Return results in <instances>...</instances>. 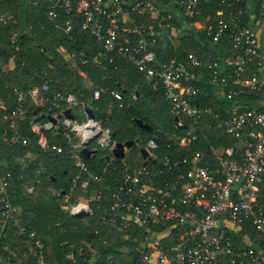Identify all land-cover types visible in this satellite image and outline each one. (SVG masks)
Wrapping results in <instances>:
<instances>
[{
    "label": "built area",
    "instance_id": "obj_1",
    "mask_svg": "<svg viewBox=\"0 0 264 264\" xmlns=\"http://www.w3.org/2000/svg\"><path fill=\"white\" fill-rule=\"evenodd\" d=\"M43 1L48 4L46 12L52 18L59 12L81 17L79 28L101 42L102 51L110 54L108 61L113 57L125 58L144 75L152 88L161 86L173 114L193 118L209 115L226 134L242 143L239 153L232 146L211 147L209 153L214 162L206 159L201 149L182 156L165 154L157 160L151 153L157 147V138H149L142 146L148 151L143 157L146 164L137 167L124 162L125 166L116 175L113 188L109 189V211L103 215V221L120 231L132 226L144 228L140 256L145 264H264V109L252 106L229 113L230 109L223 107L228 114L220 116L216 112L217 97L206 106L194 101L200 93L193 82L197 76L194 69L198 68L210 83L219 85L218 93L228 99H239L246 91L258 90L264 84L255 71H250L251 64L259 67L264 61L258 34L243 22V8H231L233 2L244 0H218L216 18L202 26L212 42L222 39L228 42L229 68L224 67L209 49L188 52L186 62L176 57L159 59L153 48L157 45L154 26L165 24L172 31L173 26L169 25L171 14L152 0ZM173 1L191 18L200 12V4L205 0ZM255 2L264 14V0ZM140 13L148 14L150 22L135 19ZM11 18L12 15L7 14L0 16V21ZM72 25V18L65 19L62 28L66 34ZM55 27L59 28L60 24L56 23ZM171 34L167 35L168 41L172 40ZM101 55V51L97 52L91 61L97 62ZM88 60L83 59L84 62ZM47 88V83L41 87ZM28 92L35 97L40 94V88L32 86ZM108 92L121 105V94L114 89ZM16 93L18 103L7 116V130L0 134V139L26 144L29 139L20 136L15 120L23 117L27 109L22 103V92L16 90ZM99 95L100 89H95L94 98ZM39 98L41 103L49 102V109L57 106V99L63 98L69 105L76 104L77 100L73 93ZM58 125L78 138L74 144L77 149L72 150L71 157L77 168L88 175L79 183V188L86 191L89 180L98 178L89 172L79 149L94 138L89 147L110 151L115 143L113 127L103 126L95 117L82 121L64 115L55 124ZM31 130L38 134L37 144L43 150L61 152V146L49 145L36 121L32 122ZM196 138L197 134L188 130L185 135L173 137L172 142L187 148ZM76 179L77 176L72 179V187L77 184ZM14 188L12 173L0 172V264H65L50 260L36 232L17 223L19 208L13 201ZM25 188L30 192L34 185L28 184ZM100 195L98 191L97 198ZM64 208L71 215L80 211L82 215L91 213L88 202L82 199L69 202ZM10 225L17 230L12 232V240L8 242L5 238L8 239L12 231ZM240 231L246 232L240 239L244 246L233 238ZM250 232H255L260 239L251 241ZM86 250L90 257L95 253L89 243H86Z\"/></svg>",
    "mask_w": 264,
    "mask_h": 264
},
{
    "label": "trees",
    "instance_id": "obj_2",
    "mask_svg": "<svg viewBox=\"0 0 264 264\" xmlns=\"http://www.w3.org/2000/svg\"><path fill=\"white\" fill-rule=\"evenodd\" d=\"M243 3L233 2L231 8H243ZM47 7L43 0H0V16L12 15L6 22L0 21V134L7 130V116L18 103L16 90L22 92V103L27 109L26 114L17 118L15 123L20 136L29 141L26 144L20 141L7 143L0 139V172L10 171L15 186L13 201L19 208L15 220L27 230L36 232L50 260L65 264H145L140 256L146 232L144 228L132 226L120 231L102 219L109 211V189L113 188L114 179L125 166L124 162L129 166H143L139 148L153 136L157 138V147L151 153L157 160L165 154L182 156L194 149H201L205 158L214 162V157L209 153L211 147L232 146L239 153L242 143L226 134L223 127L218 126L217 121L209 115L193 118L181 113L173 114L161 86L152 88L144 75L125 58L113 57L112 61H108L110 54L102 51L101 42L79 28L81 17L59 12L56 18H52L46 12ZM200 9L199 13L188 17V21L205 25L208 20L215 19L219 9L218 0L203 1ZM67 18H72L73 24L68 34L62 28ZM135 19L150 22L146 13L138 14ZM56 23L60 24L59 28L55 27ZM169 25L177 26L180 30L174 33L165 24L154 26L157 45L154 44L153 48L159 59L176 57L186 62L188 52L209 49L202 47L175 21L172 14ZM199 30L211 41L205 29ZM171 32L172 40L168 41L167 35ZM60 47L70 57L65 59ZM99 51L102 52L99 60L91 61V57ZM84 58L89 60L84 62ZM10 60H13L14 66L4 68ZM250 66V71L258 72L255 64ZM194 71L197 74L202 70L198 68ZM81 73L92 81L91 88L83 85ZM193 82L200 92L194 101L206 106L213 97H217L219 105L216 112L220 116L228 114L223 107L229 108V113L252 107L251 101L256 104L262 98L264 89L262 86L258 90L246 91L239 99H228L218 93L220 88L217 84L208 80L199 82L197 79ZM44 83L48 84L47 89H41ZM32 86L40 88L38 96L29 94ZM95 89H100L97 98L93 96ZM110 89L121 94V105L112 102L108 92ZM56 93L63 97L73 93L78 101H84L78 107L91 109L95 119L101 121L103 126L111 125L114 142L140 137L136 145L125 151L123 158H117L107 148L100 147L93 155L81 156L89 172L98 178L89 180L86 191L79 188V183L88 175L77 168L71 157L72 150L77 149L74 144L78 138L58 125L51 131H44V135L49 145L61 146V152L43 150L37 144L38 134L31 130L37 108L52 115L67 107L72 108L73 105L63 98L57 99V106L51 109L47 100L42 104L35 102L39 97L50 99ZM258 107L264 109L263 106ZM136 118L142 119L150 129L139 126ZM188 130L197 134L189 147L182 148L172 142L173 137L185 135ZM76 176L77 184L72 187V179ZM28 184L34 185L30 192L25 188ZM98 191L101 192L100 198L96 196ZM77 199L88 202L90 214L77 216L65 210V205ZM10 227L12 231L8 239L5 238L8 242L12 240V232L17 230ZM244 231L234 235L236 242L246 233ZM249 236L253 242L260 239L255 232H250ZM86 243L95 250L92 257L86 250ZM240 243L244 246V242Z\"/></svg>",
    "mask_w": 264,
    "mask_h": 264
},
{
    "label": "crops",
    "instance_id": "obj_3",
    "mask_svg": "<svg viewBox=\"0 0 264 264\" xmlns=\"http://www.w3.org/2000/svg\"><path fill=\"white\" fill-rule=\"evenodd\" d=\"M160 9L165 10L166 12H169L173 15L175 18V21L180 25L183 26L186 31L190 33V35L197 40V42L202 47H207L211 50H213L216 55L220 58L221 64L229 68V44L225 40H221L219 42H212L208 41L206 37L203 35V32L199 29H202L203 24L194 21L190 22L188 21V17L181 11V9L178 7V5L173 0H152ZM243 9H244V15H243V22L251 27H253L257 34H258V43H259V49L261 52H264V14L261 13L258 9V6L255 2V0H244L243 3ZM179 29L177 26H173V31L176 33ZM60 52H63V56L65 59L70 57L65 51L63 47L59 48ZM254 65V64H252ZM14 66L13 60H10L6 65H4V68L11 69ZM251 67V66H250ZM257 67V66H256ZM257 74L262 79L264 83V61L262 62V65L257 67ZM83 76V85L87 88H91L92 81L84 75V73H81ZM197 81L201 82H207V78L202 73H197L196 76ZM264 87V84H263ZM35 101H39L40 104V98L36 99ZM112 102L114 100L112 99ZM253 102V103H252ZM252 106H263L264 107V89L262 90V98L257 100V103L254 104V101H251ZM84 101H78L76 100V104L72 106L71 112L74 114V116H78L80 120L85 121L87 118V112L86 108L84 107H78L80 105H83ZM41 112V111H40ZM57 126H55L53 129H55ZM126 151V150H125ZM141 153V152H140ZM94 154V153H93ZM91 154V155H93ZM142 155V154H141ZM143 157V156H142Z\"/></svg>",
    "mask_w": 264,
    "mask_h": 264
},
{
    "label": "water",
    "instance_id": "obj_4",
    "mask_svg": "<svg viewBox=\"0 0 264 264\" xmlns=\"http://www.w3.org/2000/svg\"><path fill=\"white\" fill-rule=\"evenodd\" d=\"M86 112H87L88 118L94 119V114H93L91 109L87 108ZM34 114H35L34 121H36L40 125V128L42 131L53 130V128L55 127V124L57 123L58 119L62 115L69 117V118L74 116V114L71 112L70 107L65 108L62 111V113H58L55 116L52 114H49V113L40 112L39 108H37L34 111ZM175 120H177V118H175ZM136 122L139 126L146 128V129H150V126L147 123H145L142 119L136 118ZM93 139L94 138H91L88 141H86L85 145H83L79 149L81 156L88 157L91 154L96 152V150H97L96 148L89 147V145L91 144ZM139 141H140V137H136L135 139H131V140H126L124 142H115L114 145L110 148V152L113 156H115L117 158H123L124 154H125V150L130 148L131 146L136 145ZM139 150H140L143 157L147 156L148 151L144 147L141 146L139 148ZM152 161H154V159H152ZM143 164L145 165L146 161ZM82 214H83V212L80 211L76 215L81 216Z\"/></svg>",
    "mask_w": 264,
    "mask_h": 264
},
{
    "label": "rangeland",
    "instance_id": "obj_5",
    "mask_svg": "<svg viewBox=\"0 0 264 264\" xmlns=\"http://www.w3.org/2000/svg\"><path fill=\"white\" fill-rule=\"evenodd\" d=\"M127 150V149H126Z\"/></svg>",
    "mask_w": 264,
    "mask_h": 264
}]
</instances>
